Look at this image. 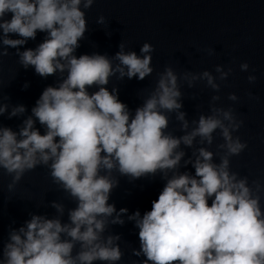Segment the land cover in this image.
<instances>
[{"label":"clouds","instance_id":"clouds-1","mask_svg":"<svg viewBox=\"0 0 264 264\" xmlns=\"http://www.w3.org/2000/svg\"><path fill=\"white\" fill-rule=\"evenodd\" d=\"M94 2L0 0V57L13 48L24 69L57 78L17 130L0 125V169L11 177L7 189L13 191L38 166L46 167L52 183L75 204L66 209L51 201L56 213L51 218L29 213L20 226H10L0 242V264H117L124 255L122 238L109 229L124 225L125 216L138 229L139 247L131 248V255L142 258L131 264H264V183H249L248 176L231 169L230 158L247 148L233 135L243 121L231 107L215 103L220 100L217 80H225L231 68L217 64L218 76L207 69L178 76L165 65L133 112L118 98V88L107 86L112 78L150 77L154 46L145 41L137 54L121 40L112 56H77L88 30L85 10ZM96 23L104 25L105 17L98 16ZM38 32L45 34L43 40L21 50ZM248 68L247 62L240 64L242 71ZM181 79L188 88L204 81L213 90L208 113L186 118ZM247 80L254 83L256 77ZM228 99L238 97L229 93ZM26 111L6 95L0 98V116L11 119ZM173 114L179 136L169 130ZM214 133L222 141L216 151L211 150ZM185 148L192 149L187 158ZM188 165L194 174L180 171ZM156 175L165 183L143 214L109 202L119 177L132 182Z\"/></svg>","mask_w":264,"mask_h":264},{"label":"water","instance_id":"water-1","mask_svg":"<svg viewBox=\"0 0 264 264\" xmlns=\"http://www.w3.org/2000/svg\"><path fill=\"white\" fill-rule=\"evenodd\" d=\"M85 12L88 30L76 50L77 56L93 52L112 56L118 51L121 40L126 48L137 54L145 41L154 46V72L150 77L121 81L112 78L107 86L111 90L115 85L118 98L133 112L142 104L143 97L155 84L157 73L163 71L165 65H170L178 76L184 71L198 73L205 69L218 76L214 71L217 64L225 71L231 68L225 80H217L220 100L215 103L231 107L237 119L243 121L233 135L246 141L247 148L239 156L230 158V167L248 176L249 183L253 179L264 183V0H95ZM100 15L105 17L104 25L96 23ZM44 35L38 32L35 40H28L21 50L34 48ZM8 51L7 56L0 57V98L6 95L11 104H23L27 111L11 119L7 114L0 116V125L17 130L42 90L48 85L55 86L57 78L44 79L35 74L33 68L24 69L18 63L16 50L9 48ZM243 62L249 65L247 71L240 69ZM249 75L256 77L254 83L247 80ZM25 82L27 88L23 87ZM179 83L184 94L182 111L186 112V118L191 121L201 112L208 113L213 90L206 87L204 81L195 82L193 88H188L182 79ZM94 90L89 89L90 92ZM229 93H235L238 99L229 100ZM36 127L43 133L38 123ZM177 129L173 114L169 130L179 136L182 133ZM219 142L221 138L214 133L211 150L216 151ZM185 152L187 158L192 149L185 148ZM185 170L194 174L191 165L180 169ZM10 181L11 177L0 169V242L7 239L9 227L20 226L29 218V213L54 216L51 201L64 203L66 209L75 206L67 194L52 183L46 167L38 166L26 173L11 192L7 189ZM164 183L159 175L132 182L127 177H119V185L112 191L109 202L117 209L126 207L129 213L139 209L143 214L151 208V201ZM261 202L264 204V194ZM62 219L67 220V211ZM109 230L122 238L124 255L117 264H131L132 259H142L131 255V248L139 247L138 229L133 222L127 221L125 216L124 225H113Z\"/></svg>","mask_w":264,"mask_h":264}]
</instances>
